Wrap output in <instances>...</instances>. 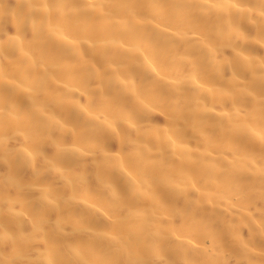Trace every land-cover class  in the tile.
<instances>
[{"label": "bare ground", "instance_id": "obj_1", "mask_svg": "<svg viewBox=\"0 0 264 264\" xmlns=\"http://www.w3.org/2000/svg\"><path fill=\"white\" fill-rule=\"evenodd\" d=\"M0 264H264V0H0Z\"/></svg>", "mask_w": 264, "mask_h": 264}]
</instances>
